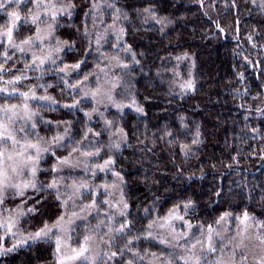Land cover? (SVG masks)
<instances>
[{
	"label": "clouds",
	"instance_id": "1",
	"mask_svg": "<svg viewBox=\"0 0 264 264\" xmlns=\"http://www.w3.org/2000/svg\"><path fill=\"white\" fill-rule=\"evenodd\" d=\"M0 264H264V0H0Z\"/></svg>",
	"mask_w": 264,
	"mask_h": 264
},
{
	"label": "trees",
	"instance_id": "2",
	"mask_svg": "<svg viewBox=\"0 0 264 264\" xmlns=\"http://www.w3.org/2000/svg\"><path fill=\"white\" fill-rule=\"evenodd\" d=\"M210 47L205 49L206 54L209 56L210 60L213 58V46H212V42H209ZM218 47V46H215ZM222 54V50L221 53ZM209 107L215 109V105H210ZM197 115H201V114H197ZM207 122V121H206ZM209 126L211 127L214 124V121L212 122H208ZM228 131V126H225L223 129H216V133L217 136L220 137L221 139L223 138V134L227 133ZM213 149H216L217 146L216 145H212ZM258 167V165H256ZM227 181V177H225V182Z\"/></svg>",
	"mask_w": 264,
	"mask_h": 264
}]
</instances>
